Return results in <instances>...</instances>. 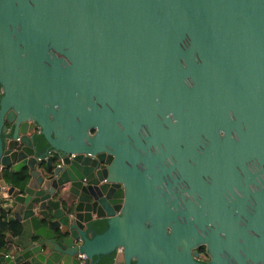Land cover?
Listing matches in <instances>:
<instances>
[{"label": "water", "instance_id": "water-1", "mask_svg": "<svg viewBox=\"0 0 264 264\" xmlns=\"http://www.w3.org/2000/svg\"><path fill=\"white\" fill-rule=\"evenodd\" d=\"M2 211L0 264H264V0H0Z\"/></svg>", "mask_w": 264, "mask_h": 264}, {"label": "flooded vegetation", "instance_id": "flooded-vegetation-1", "mask_svg": "<svg viewBox=\"0 0 264 264\" xmlns=\"http://www.w3.org/2000/svg\"><path fill=\"white\" fill-rule=\"evenodd\" d=\"M35 151L40 153H48L51 150L46 142H43L41 138H36L33 142ZM53 154V153H52ZM191 255L193 259L201 264H207L211 261V254L206 244H200L192 249Z\"/></svg>", "mask_w": 264, "mask_h": 264}, {"label": "trees", "instance_id": "trees-1", "mask_svg": "<svg viewBox=\"0 0 264 264\" xmlns=\"http://www.w3.org/2000/svg\"><path fill=\"white\" fill-rule=\"evenodd\" d=\"M4 211L1 212V214H4L3 213ZM104 229V227H102L100 229V231H102ZM8 233H11L13 234L14 236H18L19 234V230L12 224H7V223H4L2 222V220L0 219V253H2L4 247H5V244H6V237H7V234Z\"/></svg>", "mask_w": 264, "mask_h": 264}, {"label": "crops", "instance_id": "crops-1", "mask_svg": "<svg viewBox=\"0 0 264 264\" xmlns=\"http://www.w3.org/2000/svg\"><path fill=\"white\" fill-rule=\"evenodd\" d=\"M3 213L4 214L0 215V219L2 220V222L9 224V218L12 216V214H8L6 212H3ZM14 237H16V236H14ZM3 252H5L7 254H10L12 252L11 251V246L7 242L5 244V247H4L3 251H2V253Z\"/></svg>", "mask_w": 264, "mask_h": 264}, {"label": "built area", "instance_id": "built-area-1", "mask_svg": "<svg viewBox=\"0 0 264 264\" xmlns=\"http://www.w3.org/2000/svg\"><path fill=\"white\" fill-rule=\"evenodd\" d=\"M72 157V156H71ZM83 258V255L81 256Z\"/></svg>", "mask_w": 264, "mask_h": 264}]
</instances>
